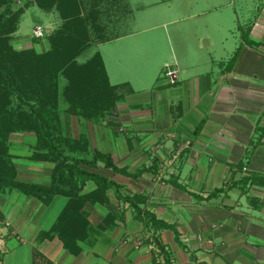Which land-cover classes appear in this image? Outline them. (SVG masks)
<instances>
[{"label":"crops","instance_id":"crops-1","mask_svg":"<svg viewBox=\"0 0 264 264\" xmlns=\"http://www.w3.org/2000/svg\"><path fill=\"white\" fill-rule=\"evenodd\" d=\"M92 3L84 5L93 13L99 5ZM126 7L129 19L122 22L119 10L112 20L94 13L91 27L109 36L91 37L77 58L98 53L110 85L120 86L123 96L106 120L60 117L64 136L80 143V157L107 154L118 171L102 161L78 168L113 186L101 191L94 179L81 178L71 195L65 181L47 202L0 191V264H163L147 240L152 233L174 264H264V0L254 19L242 24L237 18L238 45L226 61L213 60L211 68L190 61L182 69L177 62L174 84L162 74L165 60L151 65L155 39H135ZM42 44L37 52L49 49ZM240 45L238 61L230 64ZM35 140L34 133L10 136L16 176L50 186L55 162L30 159ZM178 145L177 159L164 166ZM144 213L171 227L154 229ZM137 237L143 238L139 248L132 243Z\"/></svg>","mask_w":264,"mask_h":264},{"label":"trees","instance_id":"trees-1","mask_svg":"<svg viewBox=\"0 0 264 264\" xmlns=\"http://www.w3.org/2000/svg\"><path fill=\"white\" fill-rule=\"evenodd\" d=\"M11 1L0 0V8L3 7L0 10V191L14 189L47 202L65 181H68V194L71 195H77L78 185L83 182L81 178L94 179L101 191L112 187V181L78 168L79 164L95 165L97 161H102L104 166L118 171L111 157L100 152H95L91 159L80 157L75 152L76 145L80 143L74 144L64 136L60 121L63 112L94 121L106 120L115 109L116 101L123 96L119 92L120 86L110 85L98 53L84 62L77 61L90 45L88 29L94 12H84L79 0H74L73 6L68 2V12L62 11L59 15L63 26L45 33L50 45L47 51L37 52L33 46L16 50L9 43V37L18 28L21 11L20 8L6 7ZM38 6L43 8L41 4ZM57 10L61 11L59 6ZM243 46L236 50L230 64H236ZM60 99L64 107L60 106ZM201 127L202 122L196 127L194 135ZM13 132L35 134L36 150L31 155L32 160H54L50 186L17 179L6 144L8 135ZM249 180V177L245 179ZM66 215L67 210H64L60 219ZM144 217L154 229L171 227L147 213ZM147 240L159 250L163 264H174L157 236L152 233Z\"/></svg>","mask_w":264,"mask_h":264},{"label":"rangeland","instance_id":"rangeland-1","mask_svg":"<svg viewBox=\"0 0 264 264\" xmlns=\"http://www.w3.org/2000/svg\"><path fill=\"white\" fill-rule=\"evenodd\" d=\"M52 1L55 2L50 6ZM79 1L81 2L80 7H84V12L88 8V6L85 7L84 5L86 1L88 3L93 2L92 6L96 3L99 7L95 8L94 13H107L110 20H112V16L114 18L117 17V11L119 10V18L116 20L120 22L129 19L127 18L129 9L126 7L128 3L132 9L133 16L129 29H135L139 33L135 35V39L142 36L155 39L152 45L153 59L150 60L151 65L159 68L160 63L164 60L166 63L175 60L176 66L178 62V69H182L188 66L190 61L196 62L194 68H211L213 67V60L226 61L238 45L237 18L242 24L254 19L256 8L263 0ZM68 2H71L72 6L75 5L74 0H12L11 4L6 5V7L13 9L20 8L21 16L18 28L9 37L11 46L16 50L32 46L38 48V44L42 42V45L46 44V46H50L48 44L49 41L48 43L44 42L45 36L41 38L35 37L33 29L37 25H48L54 30L62 27L64 22L62 21L63 19H60L59 15L62 11V13L67 11ZM40 4L43 8L38 6ZM58 6L61 11L57 10ZM100 7H104V9ZM211 7L216 8L210 9ZM2 9L3 7L0 8V10ZM37 20H41V24ZM46 21L49 22L47 23ZM65 26L66 23L64 28ZM154 26H156L155 29L140 33L141 29H148ZM90 27L91 23L89 29ZM102 27L103 25H100L98 27L99 30ZM91 29L90 38L92 37L93 41L102 40L109 36L103 33H100V36L94 27H91ZM204 39L209 41L210 45L204 46ZM223 65L225 66V62H223ZM60 106L64 107L62 99H60ZM15 133L20 132L10 133L6 140L8 146L7 155L10 156L12 162L15 159V155L11 152V147L14 143L10 141V136ZM35 144L33 147H30L32 152L36 150Z\"/></svg>","mask_w":264,"mask_h":264},{"label":"built area","instance_id":"built-area-1","mask_svg":"<svg viewBox=\"0 0 264 264\" xmlns=\"http://www.w3.org/2000/svg\"><path fill=\"white\" fill-rule=\"evenodd\" d=\"M45 28L42 25H37L33 29V34L35 37L41 38L45 36ZM163 76L166 78L167 82L170 84H174L177 81V74H178V69L176 67L175 62H167L163 66L162 70ZM183 145H178L176 149L173 151L172 154H170L169 158L164 161V166H172L173 162L175 159H177L179 153L182 151ZM127 240L124 239L122 242H126ZM133 246L135 248H139L143 244V238L137 237L132 240ZM152 248L159 253V250L155 247L154 244H151Z\"/></svg>","mask_w":264,"mask_h":264},{"label":"water","instance_id":"water-1","mask_svg":"<svg viewBox=\"0 0 264 264\" xmlns=\"http://www.w3.org/2000/svg\"><path fill=\"white\" fill-rule=\"evenodd\" d=\"M49 29H45V32L48 33Z\"/></svg>","mask_w":264,"mask_h":264}]
</instances>
